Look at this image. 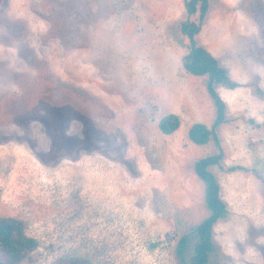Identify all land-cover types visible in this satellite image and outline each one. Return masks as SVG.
Listing matches in <instances>:
<instances>
[{
    "label": "rangeland",
    "instance_id": "rangeland-1",
    "mask_svg": "<svg viewBox=\"0 0 264 264\" xmlns=\"http://www.w3.org/2000/svg\"><path fill=\"white\" fill-rule=\"evenodd\" d=\"M185 0H0V216L37 247L16 264H190L209 214L196 159L217 152L207 75L182 67ZM194 36L235 88L209 169L227 215L207 264H264V0H207ZM178 115L170 134L157 125ZM189 234L183 260L177 239Z\"/></svg>",
    "mask_w": 264,
    "mask_h": 264
},
{
    "label": "trees",
    "instance_id": "trees-1",
    "mask_svg": "<svg viewBox=\"0 0 264 264\" xmlns=\"http://www.w3.org/2000/svg\"><path fill=\"white\" fill-rule=\"evenodd\" d=\"M185 9L188 14L198 11V22L186 20L181 23V32L189 40V50L182 56V67L193 75H207L206 90L213 99L215 117L211 127L202 122L192 123L187 130V137L195 144H205L212 139L217 152L199 157L193 163L194 173L204 183V201L209 214L204 217L194 228V242L190 264H207L209 254L213 250L212 227L215 222L227 215V207L220 195V185L209 169L210 166L219 164L222 150L216 134V128L224 122V101L217 94L216 84L227 88H235L238 83L230 78L226 68L220 65L217 59L202 46L196 44L195 35L200 29V24L207 10V0H185ZM180 124L177 114L167 113L162 115L158 122L159 130L164 134L174 132ZM189 234H182L176 242L175 251L179 259L183 260L190 241ZM38 245L37 239L28 236L24 230V222L14 216H0V264H16L24 259ZM53 264H88L81 258H59Z\"/></svg>",
    "mask_w": 264,
    "mask_h": 264
}]
</instances>
